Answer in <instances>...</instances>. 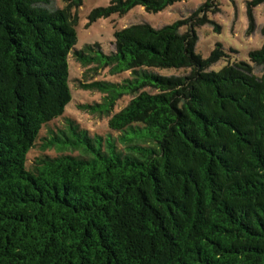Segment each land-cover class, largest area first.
<instances>
[{"label": "trees", "instance_id": "16d2710c", "mask_svg": "<svg viewBox=\"0 0 264 264\" xmlns=\"http://www.w3.org/2000/svg\"><path fill=\"white\" fill-rule=\"evenodd\" d=\"M64 1L0 0V264H264V70H253L264 43L212 69L227 53L195 49L206 0L171 24L116 29L112 51L76 48L83 2ZM177 1L111 0L90 17ZM263 2L248 4L249 31ZM71 52L85 74L129 72L79 84L102 98L78 108L108 116L112 131L67 118L42 145L57 153L29 166L42 127L72 99Z\"/></svg>", "mask_w": 264, "mask_h": 264}, {"label": "rangeland", "instance_id": "374dc122", "mask_svg": "<svg viewBox=\"0 0 264 264\" xmlns=\"http://www.w3.org/2000/svg\"><path fill=\"white\" fill-rule=\"evenodd\" d=\"M111 0H82V5L77 10L78 23L76 25L77 43L76 48H82L86 44L99 43L105 52L114 50V32L116 29L126 27L134 23H150L155 27L171 24L179 19H184L196 11L206 0H180L165 9L154 12L147 11L142 5L131 8L125 14L112 13L91 20V13L94 9L106 7ZM252 0H215L202 13L203 23L195 27L197 41L195 49L203 57H208L213 49L221 45L227 56L213 64L212 69L218 70L228 61H250L249 52L260 48L264 43V2L253 6L252 15L255 27L249 31L248 4ZM64 0H52L48 6L50 9L63 7ZM74 57L71 52L69 55L70 86L72 89V99L66 106L64 114L53 119L44 125L40 131L39 138L35 146L28 154V165H32L35 158L44 153L55 155L54 148L43 149V144L49 135L50 130H57L62 127L67 118L74 119L82 128L90 133L106 134L112 131L108 125V116H99L88 113L78 108L79 104L93 103L100 101L102 93L98 91L85 90L80 88V82L96 79L119 81L129 75V72L112 75L108 69H100L98 73L87 72ZM255 73L260 74L264 70V64L253 65ZM158 73L185 74L186 69L164 68L159 69ZM131 98L125 95L117 101L114 111L121 109ZM115 133V132H114Z\"/></svg>", "mask_w": 264, "mask_h": 264}]
</instances>
